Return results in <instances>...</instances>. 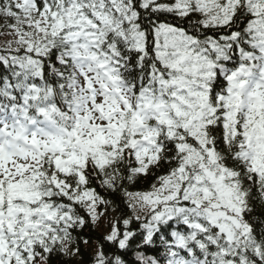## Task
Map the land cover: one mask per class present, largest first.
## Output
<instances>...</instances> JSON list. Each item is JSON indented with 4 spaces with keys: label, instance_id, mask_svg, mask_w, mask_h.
Wrapping results in <instances>:
<instances>
[{
    "label": "snow or ice",
    "instance_id": "6c2138e0",
    "mask_svg": "<svg viewBox=\"0 0 264 264\" xmlns=\"http://www.w3.org/2000/svg\"><path fill=\"white\" fill-rule=\"evenodd\" d=\"M0 264H264V0H0Z\"/></svg>",
    "mask_w": 264,
    "mask_h": 264
}]
</instances>
